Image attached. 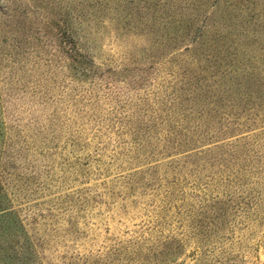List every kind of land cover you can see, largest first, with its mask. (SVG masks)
<instances>
[{
    "label": "rangeland",
    "instance_id": "rangeland-1",
    "mask_svg": "<svg viewBox=\"0 0 264 264\" xmlns=\"http://www.w3.org/2000/svg\"><path fill=\"white\" fill-rule=\"evenodd\" d=\"M0 264H264V0H0Z\"/></svg>",
    "mask_w": 264,
    "mask_h": 264
},
{
    "label": "trees",
    "instance_id": "trees-1",
    "mask_svg": "<svg viewBox=\"0 0 264 264\" xmlns=\"http://www.w3.org/2000/svg\"><path fill=\"white\" fill-rule=\"evenodd\" d=\"M75 45V44H74Z\"/></svg>",
    "mask_w": 264,
    "mask_h": 264
}]
</instances>
